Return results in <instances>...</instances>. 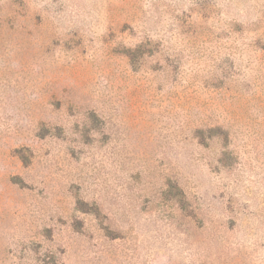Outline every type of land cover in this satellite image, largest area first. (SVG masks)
Wrapping results in <instances>:
<instances>
[{
  "label": "rangeland",
  "instance_id": "374dc122",
  "mask_svg": "<svg viewBox=\"0 0 264 264\" xmlns=\"http://www.w3.org/2000/svg\"><path fill=\"white\" fill-rule=\"evenodd\" d=\"M0 264H264V0H0Z\"/></svg>",
  "mask_w": 264,
  "mask_h": 264
}]
</instances>
